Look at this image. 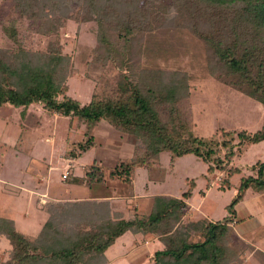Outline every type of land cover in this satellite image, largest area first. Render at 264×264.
<instances>
[{"label": "rangeland", "instance_id": "1", "mask_svg": "<svg viewBox=\"0 0 264 264\" xmlns=\"http://www.w3.org/2000/svg\"><path fill=\"white\" fill-rule=\"evenodd\" d=\"M118 1L98 3L111 39L118 41L116 46L119 47V52L114 51L115 54L107 60H101L98 55L101 46L98 22L93 16V8L87 5L85 10L82 2L69 0L76 11L61 30V42L63 51L72 58L67 78L72 95L83 101L89 100L95 89L105 95L113 91L123 74H129L144 88L159 82L173 87L181 85L183 90L176 104L183 117L188 118L189 130L196 135L214 136L221 141L225 130L246 129L250 132L263 125V102L248 92L247 84L245 88L235 84L241 77L239 72L228 70L225 60L208 39L213 36L225 44L235 45L233 54L239 59L244 56L248 44H264V29L243 19L240 5L233 3L236 0H125L124 9L125 3H131L137 13L132 24L134 38L127 53L120 47L122 40L117 37V28L130 20L126 16L120 18L122 11L116 5ZM18 3L19 0H0V46L17 49L22 44L35 52L46 51L47 37L36 33L32 18L21 12ZM113 6L114 12L107 15ZM46 10L50 11V7L47 6ZM13 23L23 41L11 40L4 35L11 30ZM228 55L233 58L232 54ZM125 57L132 59L135 72L122 63ZM258 73L257 69L252 72L254 76ZM168 103L159 105L165 114L170 106ZM84 130L76 117L51 112L41 102L32 103L26 109L9 103L0 107V186H4L6 180L11 181L9 193L0 194V202H16L17 211L11 216L21 230L36 233L49 216L50 203H58L50 210L57 214L60 204L74 198H104L105 194H112L115 195V209L128 215L129 205L133 208L140 205L144 209L154 194L180 196L188 188L191 177L196 179L197 185L187 201L189 214L197 218L205 215L219 219L226 214V205L237 192L242 176L254 174L252 164L264 160V139L250 144L244 142L232 161L242 170L232 175L230 188L220 189L218 185L226 177L225 171L206 174L208 163L195 153L173 158L170 151H163L159 157L137 169L132 188L127 182L112 178L110 172L117 163L125 160L120 158H130L134 154L135 137L131 138L102 121L92 130L95 135L93 147L79 154V141L86 139ZM48 135L55 137V142L52 138L47 139L54 142L53 147L46 143ZM38 140L44 142L43 147H39ZM63 159L64 165L59 169L49 170L50 160L52 164L61 165ZM93 162L102 169L103 180L91 184L77 183L74 177L86 175ZM64 172H68L67 178H63ZM43 175L49 181L50 191L40 193V198L27 190L17 192L16 186L23 179L32 184L31 180ZM70 187L71 193L68 191ZM133 191L138 195L133 196ZM23 208L29 209V218L22 216ZM237 209L239 233L264 248V193L249 190L237 204ZM239 216L245 218L241 220ZM143 239L141 233L126 232L107 248L105 264H150L154 247L149 241L151 237ZM239 243L237 249L241 248ZM11 249L10 240L0 235V262L7 259ZM258 256L264 264L262 255ZM252 257V249H245L244 264H257Z\"/></svg>", "mask_w": 264, "mask_h": 264}, {"label": "trees", "instance_id": "2", "mask_svg": "<svg viewBox=\"0 0 264 264\" xmlns=\"http://www.w3.org/2000/svg\"><path fill=\"white\" fill-rule=\"evenodd\" d=\"M25 1L19 0L18 7L25 16L32 18L36 33L47 37L48 49L35 52L22 44L17 49L0 46V107L9 103L26 109L32 103L41 102L51 112L76 117L79 126L85 127L86 137L79 141V154L90 149L95 139L92 130L102 121L131 138L135 137L134 154L117 163L110 172L112 178L123 180L132 188L137 169L159 157L163 151H170L173 158L195 153L208 163L206 174L217 170L226 172L218 188L231 187L232 175L242 170L232 161L244 142L250 144L264 139V123L256 131L225 130L221 141L214 136L196 135L189 130V120L183 117L176 104L183 90L181 85L173 87L159 82L144 88L129 74H123L112 92L102 95L95 89L91 98L83 101L69 92L67 78L72 58L63 51L61 42V30L76 8L69 0ZM102 1L77 0L82 2L85 10L87 5L93 8L101 44L98 55L101 60H107L119 52V47L116 46L118 41L111 39L105 16L98 7ZM124 2L119 0L116 5L122 11L120 18L126 16L130 22L125 21L128 24L117 28V37L122 40L120 47L127 53L131 50L132 24L137 13L131 3H125L124 9ZM233 3L240 5L245 21L264 29V0H236ZM47 6L50 11L46 10ZM107 8L106 3L104 13ZM114 8L107 15L113 13ZM4 35L11 40L23 41L14 23ZM208 39L225 60L228 70L239 72L241 77L235 84L240 88L247 84L248 92L264 104V78L261 76L264 44H248L244 56L239 59L233 54L235 45L225 44L213 36ZM122 63L135 72L136 66L130 57H125ZM256 69L259 73L254 76L252 72ZM166 102L170 106L165 114L159 105ZM252 168L255 173L242 176L237 192L226 205V214L216 220L189 214L187 201L197 185L194 177L188 180L189 186L180 196L154 194L145 210L140 205L134 208L129 205L128 215L116 210L111 198H74L60 204L57 214L50 210L58 203H50L48 218L34 234L21 230L13 217L0 214V235L6 236L12 244L9 256L0 264H105L107 248L126 232L141 233L144 239L151 237L154 240L150 264H244L245 249H252L253 262L263 264L258 255L264 260V248L245 239L236 227L237 204L246 193L251 189L264 193V160H257ZM103 178L102 169L93 162L86 175H78L74 180L91 184L101 182ZM150 178L154 179V176Z\"/></svg>", "mask_w": 264, "mask_h": 264}, {"label": "crops", "instance_id": "3", "mask_svg": "<svg viewBox=\"0 0 264 264\" xmlns=\"http://www.w3.org/2000/svg\"><path fill=\"white\" fill-rule=\"evenodd\" d=\"M98 132V131H97ZM96 134V133H95ZM48 138H52L53 140H54V142H55V137L54 136H52V135H48L47 137H46V143H50V145L53 147V145H54V142H49V141H47V139ZM39 141V143H37L38 145H39V147H43L44 146V142H42L41 140H38ZM52 143V144H51ZM93 147V146H92ZM91 147V148H92ZM88 151V150H87ZM85 153V152H84ZM44 157H47V156H44ZM44 157H43V159H44ZM35 158H37V157H35ZM95 159V158H94ZM122 159H127V158H120V160H122ZM119 160V161H120ZM118 161V162H119ZM64 159H63V162H61V165H59V164H52L51 163V160H50V162H48V165H49V170L50 169H59V166H62V164L64 165ZM0 179H2V178H0ZM1 181V180H0ZM32 181V184H29V183H25V180L23 179L22 180V182H20V184L19 185H17L16 187L19 189V190H17V192H20V191H29V192H33L34 194H36V195H38V198H40V193H42L43 191H50L49 189V185H48V180H46V178H45V176L43 175L41 178H37L36 180L35 179H33V180H31ZM38 183H37V182ZM2 182H5V181H2ZM11 181H10V179L9 180H6V182H5V185L4 186H0V194H3V195H5V193H9V191H10V189H9V183H10ZM133 182H134V180H133ZM79 184H81V183H79ZM45 186V188L46 189H41L42 187H44ZM71 190H72V188L70 187L69 189H68V191L71 193ZM133 193H134V195L133 196H136V195H138L136 192H134L133 191ZM204 194H206V192L204 193ZM115 195H112V194H105L103 197L104 198H111V199H113L114 200V197ZM140 196H143V195H140ZM96 197H98V196H96ZM145 196H143V198H144ZM146 198V197H145ZM190 199V198H189ZM188 199V200H189ZM7 203V204H6ZM0 204H1V202H0ZM17 204H16V202H14V203H12V202H3L0 206H2L1 208H2V211H0V213L2 212V214H4V215H6V216H10V217H13V216H11V214H14V212L13 211H17V206H16ZM188 208H189V206H188ZM189 210V209H188ZM238 210V209H237ZM28 212V213H27ZM189 212V211H188ZM190 213V212H189ZM24 215V217L25 218H29L30 217V212H29V209L27 208V209H24L23 208V212H22V216ZM209 218H211V219H213V220H216L215 218H212V217H210V216H208ZM240 217V219L241 220H243L245 217L244 216H239ZM14 218V217H13ZM237 218H238V216H237ZM15 219V218H14ZM239 219V218H238ZM15 221H16V219H15ZM17 223V222H16ZM237 225H238V222L236 223V227H237ZM17 226H18V224H17ZM19 227V226H18ZM26 232V231H25ZM150 241V243L152 244V242H154V240L151 238V240H149ZM153 255V254H152ZM151 255V256H152Z\"/></svg>", "mask_w": 264, "mask_h": 264}, {"label": "built area", "instance_id": "4", "mask_svg": "<svg viewBox=\"0 0 264 264\" xmlns=\"http://www.w3.org/2000/svg\"><path fill=\"white\" fill-rule=\"evenodd\" d=\"M68 177V172H64L63 173V178H67Z\"/></svg>", "mask_w": 264, "mask_h": 264}]
</instances>
